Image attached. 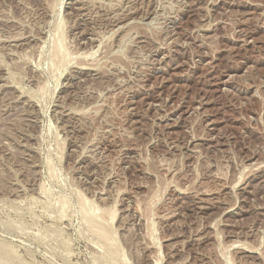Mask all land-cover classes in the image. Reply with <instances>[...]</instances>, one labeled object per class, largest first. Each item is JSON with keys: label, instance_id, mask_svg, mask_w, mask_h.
I'll return each instance as SVG.
<instances>
[{"label": "rangeland", "instance_id": "rangeland-1", "mask_svg": "<svg viewBox=\"0 0 264 264\" xmlns=\"http://www.w3.org/2000/svg\"><path fill=\"white\" fill-rule=\"evenodd\" d=\"M0 264H264V0H0Z\"/></svg>", "mask_w": 264, "mask_h": 264}, {"label": "bare ground", "instance_id": "bare-ground-1", "mask_svg": "<svg viewBox=\"0 0 264 264\" xmlns=\"http://www.w3.org/2000/svg\"><path fill=\"white\" fill-rule=\"evenodd\" d=\"M112 216H113V214H112ZM111 219H112V218H111ZM96 225H97V224H96ZM98 225H99V224H98ZM100 225H101V224H100ZM99 227H100V226H98V228H99ZM95 228H96V227H95ZM98 228H97V230H98ZM103 228H104V227H103ZM103 228L100 229V230H101L100 232H96V235H98L97 233H99V235H100L101 232H103L102 234L106 237L108 234L104 232ZM97 230H96V231H97ZM102 230H103V231H102ZM103 235H102V236H103ZM104 236H103V237H104ZM99 237H101V235H100ZM108 238H109V237H108Z\"/></svg>", "mask_w": 264, "mask_h": 264}]
</instances>
